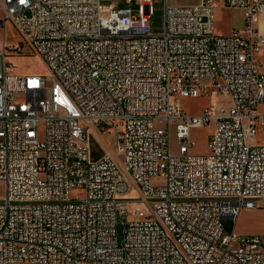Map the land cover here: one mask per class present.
Instances as JSON below:
<instances>
[{"label":"built area","instance_id":"obj_1","mask_svg":"<svg viewBox=\"0 0 264 264\" xmlns=\"http://www.w3.org/2000/svg\"><path fill=\"white\" fill-rule=\"evenodd\" d=\"M118 1L133 0H2L20 38L0 50V264H264V233L223 225L264 208V0L165 3L159 30L152 0ZM219 7L244 26L217 34ZM8 49L48 70L13 72ZM215 92L230 105L182 106Z\"/></svg>","mask_w":264,"mask_h":264},{"label":"rangeland","instance_id":"obj_2","mask_svg":"<svg viewBox=\"0 0 264 264\" xmlns=\"http://www.w3.org/2000/svg\"><path fill=\"white\" fill-rule=\"evenodd\" d=\"M183 2H190L192 0H182ZM117 7H128L133 10L135 15L138 14V4L135 0L131 3L126 1H118L115 3ZM153 15L150 19V26L152 30L162 29L164 24V6L165 0H153ZM3 14L2 0H0V50L3 48V40H6L7 45H16L19 41V34L9 24H4L1 20ZM7 62L11 70L19 74L30 73H46L48 70L43 61L37 55H23L15 54L14 50L8 49ZM224 104L229 106L228 97L220 95L218 92L212 95H204L199 98H185L182 102L183 108L191 115H198L204 111L206 107L217 106ZM264 109V106H261ZM213 131V124L197 127L192 130L191 138L192 153L205 154L208 151V137ZM91 144L96 156L103 154H110L113 158L120 160L121 153L117 149L116 139L114 132H110L105 137L100 136L95 130L91 129ZM257 142H264V134L258 133L255 137ZM179 147L175 134L171 138L170 151L172 154H177ZM76 192V191H75ZM5 195V185L0 181V199ZM224 232L232 233H264V208L245 209L241 212L238 221L235 222L231 218L223 220ZM124 224H119V238L122 240L124 236ZM13 264H40L28 262H16Z\"/></svg>","mask_w":264,"mask_h":264},{"label":"crops","instance_id":"obj_3","mask_svg":"<svg viewBox=\"0 0 264 264\" xmlns=\"http://www.w3.org/2000/svg\"><path fill=\"white\" fill-rule=\"evenodd\" d=\"M153 1V0H152ZM199 0H192L188 3L182 0H165V3L177 6V5H191L198 3ZM244 26V12L242 9H227L219 7L215 13V32L220 35H228L235 28H242ZM259 27L264 31V13L261 15ZM261 60L264 62V53L261 56Z\"/></svg>","mask_w":264,"mask_h":264}]
</instances>
